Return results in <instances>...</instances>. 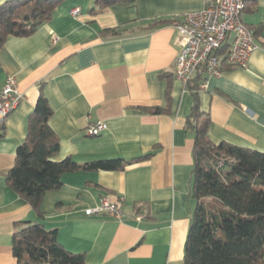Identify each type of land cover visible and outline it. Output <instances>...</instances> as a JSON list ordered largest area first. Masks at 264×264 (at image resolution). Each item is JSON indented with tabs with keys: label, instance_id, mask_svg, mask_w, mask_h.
<instances>
[{
	"label": "crops",
	"instance_id": "0c3cea01",
	"mask_svg": "<svg viewBox=\"0 0 264 264\" xmlns=\"http://www.w3.org/2000/svg\"><path fill=\"white\" fill-rule=\"evenodd\" d=\"M202 7L203 0H136L93 14L96 0H66L33 35L7 39L0 87L14 76L24 100L0 133V264L17 263L13 236L26 223L55 231L68 251L84 254L86 264H185L197 206L194 135L187 129L196 100L211 120L213 143L264 152V0H247L242 14L258 32L259 48L248 66H225L205 90L193 93L173 75L174 26ZM76 8L77 16L71 13ZM41 94L60 141L54 161L121 160L126 167L64 174L63 185L45 194L38 216L6 174ZM154 107L167 111L148 112ZM100 121L107 129L88 135V126ZM104 198L122 202V220L85 213Z\"/></svg>",
	"mask_w": 264,
	"mask_h": 264
},
{
	"label": "trees",
	"instance_id": "16d2710c",
	"mask_svg": "<svg viewBox=\"0 0 264 264\" xmlns=\"http://www.w3.org/2000/svg\"><path fill=\"white\" fill-rule=\"evenodd\" d=\"M64 1L8 0L0 4V50L11 36L33 35L52 20ZM135 1L96 0L97 9L91 13L115 3ZM249 29L256 38L258 32ZM188 89L199 93V78ZM197 101L187 119V129L194 135L191 190L197 206L187 235L184 263L264 264V152L226 142L213 143L209 137L211 120ZM147 110L152 114L167 111L162 107ZM52 115L47 98L41 94L29 118L27 139L17 148L15 165L6 174L8 185L38 216L42 215L45 194L63 185L64 174L81 170L121 171L126 167L121 160L85 165L71 158L54 161L60 141L49 124ZM12 248L16 264H86L84 254L68 251L55 231L47 230L41 223H26L14 234Z\"/></svg>",
	"mask_w": 264,
	"mask_h": 264
},
{
	"label": "built area",
	"instance_id": "2783aa9c",
	"mask_svg": "<svg viewBox=\"0 0 264 264\" xmlns=\"http://www.w3.org/2000/svg\"><path fill=\"white\" fill-rule=\"evenodd\" d=\"M247 0H203L201 10L185 14L175 24L178 48L174 77L187 90L200 80L205 90L210 77L221 76L225 66L246 68L252 53L259 48L254 32L242 20ZM77 16L80 9L71 12ZM24 100L14 76L0 87V133L6 119ZM107 129L105 122L92 123L87 134L98 136ZM121 201L104 198L98 206L86 210L87 215H102L122 220Z\"/></svg>",
	"mask_w": 264,
	"mask_h": 264
}]
</instances>
